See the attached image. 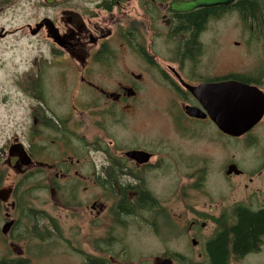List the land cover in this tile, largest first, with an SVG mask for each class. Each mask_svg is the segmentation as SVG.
<instances>
[{
    "label": "flooded vegetation",
    "instance_id": "flooded-vegetation-1",
    "mask_svg": "<svg viewBox=\"0 0 264 264\" xmlns=\"http://www.w3.org/2000/svg\"><path fill=\"white\" fill-rule=\"evenodd\" d=\"M196 1L0 0V264H34L37 242L65 264H264V0L179 9ZM49 59L69 91L50 105L34 98ZM152 84L169 107L156 145ZM231 86L257 120L239 137L216 123ZM216 141L242 152L219 176ZM39 188L62 215L34 209ZM246 214L262 225L247 250L232 233Z\"/></svg>",
    "mask_w": 264,
    "mask_h": 264
},
{
    "label": "rangeland",
    "instance_id": "rangeland-1",
    "mask_svg": "<svg viewBox=\"0 0 264 264\" xmlns=\"http://www.w3.org/2000/svg\"><path fill=\"white\" fill-rule=\"evenodd\" d=\"M32 55L30 49H26V46L23 48L22 52V59L23 63L28 60V58ZM160 63L163 66H166L168 61L167 59H159ZM47 62L46 71L48 70L50 73L46 77L44 75L42 76L43 81L41 82V85L37 84L34 81V94H36L35 97L38 99H42L44 97V100L48 101L49 105L52 104V102L56 99H60L62 95L65 93H69L66 86H59L55 83L53 74L55 73L52 70H49L50 66H53L51 63V60L45 61L44 64H42V69H44V65ZM44 71V70H43ZM151 80H154L155 77L151 74L150 75ZM150 80V81H151ZM67 84H72V81H69ZM75 87H72L71 91V97L72 93L74 92ZM166 93V92H165ZM164 93L163 89L158 84H152L151 90H150V100H151V106H150V112L148 117L147 126L148 128V135L151 137V143L156 145L154 141H157L156 136H161L164 129V121H166L164 118L166 116V112L168 110V102L166 101L167 97ZM24 101L26 103H30V100L26 99L24 96ZM35 105V102H34ZM25 106V103L23 104V107ZM19 121H21V128L22 130L18 132V136L22 137V140L24 143H30L29 141V132L25 129L27 126H29L30 123L26 124V115L22 111V114H19L18 116ZM146 129V128H145ZM174 128L169 126L168 131H172ZM166 133V132H165ZM11 137V132L9 135ZM168 138L172 137L173 134L168 133L166 134ZM0 147L3 145L4 139H0ZM213 154V172L214 175L219 176L221 173V168L227 163L231 161H239V158H241L242 152H241V146L238 144H231L229 147L222 148V145L216 141L214 150L212 151ZM218 178V177H216ZM214 186L222 188V184L218 179H215ZM236 184H238V181H236ZM226 185V192L229 191L227 194L228 196H232V198L238 196V191L234 193L233 190V184H225ZM217 204V200L214 202V205ZM34 209L38 211L45 212L48 216H58L63 214V209L61 206L56 202V200H53L50 196V194L43 190L42 188H39L34 193ZM46 220H41V225H46L47 222V216H45ZM41 236V235H40ZM54 248H53V247ZM41 245L38 242L34 245V264H65V258H64V248L62 246L57 245ZM39 248L41 251L45 250V253H40ZM51 250V251H50Z\"/></svg>",
    "mask_w": 264,
    "mask_h": 264
},
{
    "label": "water",
    "instance_id": "water-1",
    "mask_svg": "<svg viewBox=\"0 0 264 264\" xmlns=\"http://www.w3.org/2000/svg\"><path fill=\"white\" fill-rule=\"evenodd\" d=\"M213 4H218V2L214 0H198L193 3L184 4L179 9L181 11H191L204 5ZM230 91L232 92L230 106L224 114L217 116L218 120H216V123L225 133L239 137L248 132L256 124L257 120H253L254 114L249 109V104L244 100V98L250 97V93L243 87L236 86H231ZM20 155L24 160V164L29 163L30 159L25 151L21 152L20 150ZM230 170L237 173L238 169L232 166Z\"/></svg>",
    "mask_w": 264,
    "mask_h": 264
},
{
    "label": "trees",
    "instance_id": "trees-1",
    "mask_svg": "<svg viewBox=\"0 0 264 264\" xmlns=\"http://www.w3.org/2000/svg\"><path fill=\"white\" fill-rule=\"evenodd\" d=\"M249 217L250 216L247 214L243 215L240 218L237 227L232 231L234 235L236 234L237 241L240 244L242 242V245L246 250L255 247L257 235L254 228L262 227L258 222V218L250 217V219ZM220 240L221 242L226 243L227 237L224 235Z\"/></svg>",
    "mask_w": 264,
    "mask_h": 264
}]
</instances>
